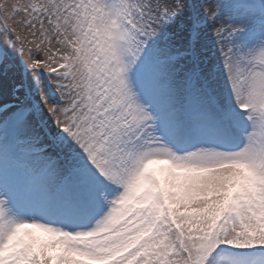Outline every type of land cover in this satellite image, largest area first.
Instances as JSON below:
<instances>
[{"label": "snow or ice", "instance_id": "snow-or-ice-1", "mask_svg": "<svg viewBox=\"0 0 264 264\" xmlns=\"http://www.w3.org/2000/svg\"><path fill=\"white\" fill-rule=\"evenodd\" d=\"M0 264H264V0L0 3Z\"/></svg>", "mask_w": 264, "mask_h": 264}, {"label": "rangeland", "instance_id": "rangeland-1", "mask_svg": "<svg viewBox=\"0 0 264 264\" xmlns=\"http://www.w3.org/2000/svg\"><path fill=\"white\" fill-rule=\"evenodd\" d=\"M0 2H4V0H0ZM7 2H9V3H12V2H14V0H7Z\"/></svg>", "mask_w": 264, "mask_h": 264}, {"label": "bare ground", "instance_id": "bare-ground-1", "mask_svg": "<svg viewBox=\"0 0 264 264\" xmlns=\"http://www.w3.org/2000/svg\"><path fill=\"white\" fill-rule=\"evenodd\" d=\"M157 167H160V166H157Z\"/></svg>", "mask_w": 264, "mask_h": 264}]
</instances>
